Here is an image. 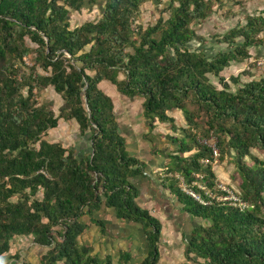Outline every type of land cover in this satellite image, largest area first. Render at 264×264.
<instances>
[{
    "label": "trees",
    "instance_id": "obj_1",
    "mask_svg": "<svg viewBox=\"0 0 264 264\" xmlns=\"http://www.w3.org/2000/svg\"><path fill=\"white\" fill-rule=\"evenodd\" d=\"M86 1L99 0H0V256L15 236L31 235L46 247L41 264H114L110 255L99 258L77 241L85 229L80 217L105 203L117 218L142 224L149 254L139 264H158L161 223L136 202L130 179L142 172L141 163L125 149L113 101L99 86L106 80L123 95L143 98L149 127L158 120L180 129V136L170 137L177 144L167 165L171 176L218 192L214 157L199 141L211 133L220 151L216 162L230 156L235 164L237 193L251 205L244 210L228 201L201 204L172 179L171 189L185 210L204 220L191 232L182 264L193 257L206 264H264V159L251 152L264 154V69L259 79L234 91L230 83L238 85L239 74L221 75L233 62L248 61L250 47L264 43L259 37L264 10L231 28L222 40L227 46L207 55L189 44L197 37L193 25L222 0H167L168 17L160 15L145 28L134 21L147 0H103L98 19L72 28L71 10ZM32 54L28 66L24 59ZM209 75L218 77L220 86ZM48 86L62 99L58 115L37 99ZM172 110L183 112L185 127H177L168 114ZM60 118L76 121L78 133L90 143L88 153L79 155L44 138ZM130 259L121 252L118 264ZM20 264L32 263L23 259Z\"/></svg>",
    "mask_w": 264,
    "mask_h": 264
},
{
    "label": "crops",
    "instance_id": "obj_2",
    "mask_svg": "<svg viewBox=\"0 0 264 264\" xmlns=\"http://www.w3.org/2000/svg\"><path fill=\"white\" fill-rule=\"evenodd\" d=\"M260 51L261 47L258 48V46H254L253 50L250 49L249 61L254 59L252 55L260 54ZM99 86L113 101L118 132L124 139L127 153L141 163L142 172L130 179L137 189L136 202L161 223L158 264H182L187 261L184 250L191 232L196 227L203 225L204 220L186 211L183 203L171 189L172 176L171 173H167V165L169 155L176 154L177 144L170 137L176 133L180 135V129L174 131L169 123L158 120L153 123L152 128L149 127V122L143 116L142 97L123 95L115 85L106 80H102ZM181 113L180 110L168 112L174 117L177 127L186 126L184 119L179 116ZM62 121L63 119L59 120L56 127L49 129L44 138L46 139L50 130H53L59 133L62 139L63 137L65 139L67 121L64 120L63 124ZM68 121L69 123L74 121L76 131H78L76 121L74 119ZM48 141L52 142V140ZM56 141L60 142V140ZM79 142L81 144L78 146L70 142H61V144L64 147L71 146L76 153L83 155L90 143L87 138L79 140ZM193 152L194 149L183 155L188 156ZM216 164L213 163L212 168L217 182L228 185L237 191L238 183L236 184V180L231 178V169L229 167L224 169L222 164L218 169ZM95 220H100L103 223L104 231ZM80 221L85 224V229L77 237V241L80 245L90 247L92 255L99 258L110 255L113 263L118 264L120 253L128 252L131 256L129 264H139L149 254V242L142 224L129 219L117 218L115 209L106 206L105 203L92 213L83 214ZM29 238H31L30 235L15 236L9 251L0 256V264H20L23 259L19 256L16 257L17 253ZM30 244L33 246L29 252L35 251V256L33 253H29L26 260L37 264V257L45 253L46 247L39 246L34 241H31ZM197 260L201 261L200 258Z\"/></svg>",
    "mask_w": 264,
    "mask_h": 264
},
{
    "label": "rangeland",
    "instance_id": "obj_3",
    "mask_svg": "<svg viewBox=\"0 0 264 264\" xmlns=\"http://www.w3.org/2000/svg\"><path fill=\"white\" fill-rule=\"evenodd\" d=\"M167 0H163L162 3L156 4L154 0H147L145 1L138 10V13L135 17L134 26H142L145 28L148 25L154 24L160 15H163L165 18L168 17L169 11L166 8ZM103 7V0H99L96 3H90L88 1L85 2L83 7L76 11L71 10L68 20L70 22V26L73 28L77 25L82 24L83 22L87 20H96L100 17L101 11ZM264 10V0H222L219 3H214L212 12L210 15L205 18L202 21H197L194 23V28L197 34V37L193 39L189 44L191 47L203 50L206 52L207 55H211L215 53L218 50L224 49L227 44L226 42L222 41L223 36L234 27L242 26L247 21L248 15H259L262 14V11ZM199 37V38H198ZM259 37H264V32H261L259 34ZM27 43L34 47L35 45L32 44L28 39ZM261 47L260 54H254L252 57L254 58L252 61H247L244 63H232L228 68L223 70L222 76L226 79H229L230 76H234L239 74L240 76V83L238 85L231 84V89L234 91L236 88L251 79H259L263 75V69L258 67L256 65V60L264 58V43L259 45L258 48ZM253 47H250L249 50ZM33 54L26 57L25 63L28 66L32 65V58ZM38 72L44 73L40 68H36ZM120 78H122V75H120ZM209 78L211 82H213L215 85L220 86L218 83V77L209 75ZM25 93V91H24ZM37 99L39 103L44 102L49 105L50 108L54 111L55 115L59 114V108L62 105V99L59 94H57L54 89L51 86H48L41 91L37 92L36 94ZM187 106L189 109L193 110L195 107L190 102L187 103ZM182 112V111H181ZM181 119H184L185 124L186 120L184 118L183 112L179 115ZM60 121L62 118L59 119ZM198 122L200 124L202 119L199 117ZM64 121V120H63ZM62 121V124H63ZM72 123H69L67 121L66 125V133L64 136L66 137L63 139L60 137L59 133H56L53 130H50V133H48L46 139L52 140V142H57L56 140H60L61 142H70L71 144H81L79 140H86L85 137L80 136L78 131H76V125L74 121H71ZM78 126V125H77ZM181 133V131H180ZM201 135V133H200ZM173 136H180L178 133ZM206 137V136H205ZM85 142V141H82ZM89 143V142H88ZM84 144V143H83ZM90 146L88 145V149L85 153H88ZM84 149V148H83ZM252 153L257 155L258 157L264 159V154L259 152L258 150L251 149ZM84 153V154H85ZM247 160L249 161L250 158L248 157ZM217 163L216 167L219 169L220 165L224 166V169H227L228 167L231 169V178L236 180L235 183L237 184L239 181V176L236 171L235 164L232 162L231 157L226 156L225 160L223 162H214ZM213 165V163H212ZM171 175V174H170ZM173 180H176L179 182V180L176 178L175 175L172 176ZM228 186V185H227ZM230 187V186H229ZM233 191H235L232 187H230ZM238 189V188H237ZM237 192V191H236ZM37 198H41V192H38L36 194ZM16 199V197L14 198ZM28 236V235H27ZM31 236V235H30ZM33 242V237L29 238V240L26 241V243L23 245V248L17 249L20 250L17 255L19 257H22V259L26 260V257L29 253H33V256H35V251H30L32 249V246L30 243ZM46 252V251H45ZM32 256V257H33ZM194 258V257H193ZM18 259V258H17ZM41 256L37 257V264L40 263ZM201 261H198L196 259H192L189 261L190 264H206L203 259H200ZM194 261V262H192Z\"/></svg>",
    "mask_w": 264,
    "mask_h": 264
},
{
    "label": "built area",
    "instance_id": "obj_4",
    "mask_svg": "<svg viewBox=\"0 0 264 264\" xmlns=\"http://www.w3.org/2000/svg\"><path fill=\"white\" fill-rule=\"evenodd\" d=\"M256 65L263 69L264 58L256 60ZM199 141L211 150L212 156L215 160L214 162H216V159L220 153L216 136L211 133L209 137H202L199 139ZM202 162L207 163L209 162V160L203 159ZM175 176L179 180V186L181 190L193 197L196 201L201 204H208L211 200H218L228 201L233 206L238 207L240 210H244L251 206L250 203L243 200L236 191H233L229 186L221 182H216L215 189L218 190V192H214L212 189L207 188L204 184L200 182L192 181L191 183H188L183 176L179 174H175ZM196 176L202 177L201 174H196ZM194 186H197L200 191H203L206 198L203 197L199 191L195 190L193 188Z\"/></svg>",
    "mask_w": 264,
    "mask_h": 264
}]
</instances>
